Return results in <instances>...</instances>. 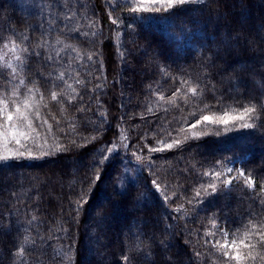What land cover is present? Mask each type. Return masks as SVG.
I'll return each instance as SVG.
<instances>
[{
	"label": "trees",
	"instance_id": "trees-1",
	"mask_svg": "<svg viewBox=\"0 0 264 264\" xmlns=\"http://www.w3.org/2000/svg\"><path fill=\"white\" fill-rule=\"evenodd\" d=\"M20 1L0 0V47L15 40L29 53L33 49L41 53L23 55L29 61L26 79L38 80L42 91L49 87L48 71L56 75L57 69L79 70L88 81L83 88L77 86L84 99L67 105L79 135H66L68 121L55 107L61 123L49 122L61 143L97 139L42 158L0 162V264H13L12 251L24 235L44 237L29 248V264H126L125 254L131 264H220L219 253L206 243L222 241L210 220L231 234L247 224L250 213L264 214V206L242 181H233L227 190L220 185L210 196L197 197L195 190L210 181L204 172L223 170L218 162L236 161V169L253 171L259 191L264 178V128L225 133L223 125L201 124L194 131H211L200 139L170 150L148 149L161 147L156 143L159 138L170 143L173 137L190 135L187 130L201 115L197 108L205 103L215 105L203 113L208 115H220L218 110L228 105L264 103V0H204L173 9L171 15L138 14L143 19L134 18L122 0H112L111 5L109 0H35L43 3L35 11L19 7ZM69 7L77 11L73 21L62 19ZM109 11L120 17L118 26L109 21ZM93 20L98 24L89 28ZM77 27L89 35L71 30ZM57 38L79 49L85 59H75L71 49L56 57V50L63 47L56 44ZM45 41V47H35ZM90 52L97 53L91 62L86 59ZM7 71L0 69L5 73L0 88L5 91L18 84ZM182 79L199 84L203 96H189L188 103L177 97L175 106L157 102L159 92L167 98L177 89L186 91ZM97 84L103 88L93 91ZM81 104L85 112L75 110ZM148 106L154 111L148 112ZM192 112L197 115L191 116ZM43 114L47 115L46 109ZM258 123L264 124V114ZM161 128L165 131L159 132ZM217 128L220 135L214 134ZM122 132L127 140L121 141ZM113 142L117 150L102 166L100 181L77 214L75 201L87 187L86 178L93 175L100 150ZM153 179L161 184L160 191ZM165 195L171 198L165 201ZM179 204L185 211H174ZM206 231L217 235L205 236ZM261 253L264 249L246 264H264Z\"/></svg>",
	"mask_w": 264,
	"mask_h": 264
},
{
	"label": "snow or ice",
	"instance_id": "snow-or-ice-1",
	"mask_svg": "<svg viewBox=\"0 0 264 264\" xmlns=\"http://www.w3.org/2000/svg\"><path fill=\"white\" fill-rule=\"evenodd\" d=\"M198 3H204V0H124V5L127 10L133 14L134 18L143 19L145 16H140L138 14H169L173 13V9H177L186 5H195ZM109 4H112V0H109ZM120 5H116L119 7ZM77 17V11L73 8H68L67 13L62 14V19L66 21H73ZM109 21L113 25H119L121 22L119 16H113V12H108ZM98 21H91L88 25L89 28L96 27ZM67 27V25H65ZM72 31L79 33L84 36H88L89 33H80V29L74 28ZM96 32H92V36H96ZM119 35V34H117ZM24 40L28 37L24 36ZM11 48L8 44L3 47L9 49L14 54L15 60L18 64H13L11 61H5L3 56H0V69L8 70L6 75L11 81L18 80V84H12L7 91L0 88V145L3 146V151L0 152V162H7L13 158L21 157H32L33 147L41 149V155H50L53 151L56 152H67L72 147L82 148L87 144L92 143L97 139V136L83 137L81 142H78L75 138L69 139L67 144L61 143L60 138L53 132V124L49 122L51 119L55 121L57 125L61 123L60 119L57 118L56 112L53 111V107L57 108L59 114L64 117L67 123L68 132L66 135H79L77 132V125L75 123V118L68 114L67 105H71L77 100L83 101L84 97L80 93V89L77 86L83 88L88 81H86L81 76V72L76 69L71 71L65 70H55L56 75H53V71H48L46 79L49 83V87L45 90H41V85L38 80L26 79L24 75V68L28 65V57L24 56V53L29 55L34 54L39 57L40 52H36L33 49V53H29L28 47H21L17 44L15 40H10ZM56 44H63V47L56 50V57L60 56V53L65 49H71L76 53L75 59L84 60L85 57L81 55L79 49L71 44H64L59 38L56 40ZM45 42H40L35 45L36 48L45 47ZM119 51V49H118ZM97 55L95 52H90L87 54V61H93V57ZM121 58H123V53L121 52ZM48 61H52L53 57L51 55L46 56ZM69 60V67H71V61ZM102 65V62H101ZM84 67V65H81ZM167 75V71L162 69ZM5 73L0 72V77H3ZM43 75V73H42ZM86 75H91L90 72H86ZM67 76V78H66ZM99 79V77H96ZM72 82H69V81ZM5 84H9V80H5ZM181 88L186 89V91L181 92V89H177L170 97H165L163 92L157 93V102H166L172 105H176L177 97H181L185 103H188V97H202L204 90L199 84H193L189 80L182 79L180 81ZM151 87V86H149ZM21 88L24 91H21ZM103 88L102 84L95 85V88ZM214 88V86H213ZM220 103V101H217ZM215 105H210L205 103L203 108H197V112L201 113L200 118L196 120V123L190 125L187 130L189 134H185L183 138L173 137L171 142H166V139L159 138L156 143L161 145V147H151L149 152L163 151L165 149L179 148L182 144L186 143L190 139H200L202 136L208 135V131H194L197 125H223V131L225 133L244 128V129H258L264 128V124H259L262 114H264V103L257 104L249 101L246 104H239L237 106L228 105L226 107H221L218 111L220 115L213 113L212 115L203 114L204 112H211ZM47 110V115L43 114V110ZM78 112H85L86 108L81 104V106L75 109ZM90 110V109H87ZM148 112H153L151 106L147 107ZM167 111V109H164ZM197 112L190 113L191 116L195 117ZM101 115H104L103 113ZM143 115V114H141ZM187 122V121H185ZM238 122V123H237ZM231 124V126H229ZM46 127V134L43 135V142L41 143L42 132L41 129ZM119 127V125H118ZM59 132H65L63 128H57ZM165 131L163 128L159 132ZM184 131V130H182ZM154 133V135H159ZM215 135H220V130L217 128L214 132ZM52 136V144L48 145V136ZM147 134H145L146 136ZM167 136L171 137V132H167ZM121 141L127 140V136L122 132L120 136ZM29 142L33 147H29ZM10 144H14L17 147H9ZM45 146H48L49 150H44ZM127 147V145H123ZM23 148L24 151L20 149ZM117 150V145L115 142L111 144L110 147L101 149V155L98 159L97 165L93 168V175L90 178H86V188H82L79 193V198L75 201L77 214L79 210L88 203V198L92 194L93 188L96 186L97 182L100 181V173L103 170L102 166L106 162L110 161L112 154ZM137 160L141 157L137 156ZM221 164L223 170H216L215 168L210 169L203 173L204 176L211 177L207 184H202L200 188L195 190L196 196L201 195L210 196L216 194L220 185L224 186L227 190L232 185L233 181H242L244 186L251 190L253 195L258 198V202L261 206H264V178L260 180L259 191H257L256 177L252 170L245 172L243 169H234L232 167H226L222 162ZM235 173L234 175H230ZM151 183L155 188L160 191L161 184L153 179ZM175 195V193H173ZM171 197L165 195V201L169 200ZM188 203H192L189 200ZM174 211L182 212L184 210L183 204L176 206ZM35 216L32 220H36ZM31 223V221H30ZM210 223L212 228L218 229L222 241L217 239L214 243L207 241L206 243H211V247L219 253L217 258L220 264H246L247 261H255L258 256V249H264V214L261 213H250L249 220L247 224L242 226V229H237L231 234L228 230L217 224L215 219H211ZM205 236H216L217 233L213 231H206ZM37 239L43 241L44 237H31L29 235H24L22 239L18 240L15 249L12 251L13 264H29V256L31 255L29 248L36 244ZM163 243V241L161 242ZM66 259L70 262L71 256L67 253L64 254ZM197 257L201 254L199 251L195 253ZM259 258L264 260V253L259 254ZM122 260L126 264H131V258L129 255L125 254Z\"/></svg>",
	"mask_w": 264,
	"mask_h": 264
},
{
	"label": "rangeland",
	"instance_id": "rangeland-1",
	"mask_svg": "<svg viewBox=\"0 0 264 264\" xmlns=\"http://www.w3.org/2000/svg\"><path fill=\"white\" fill-rule=\"evenodd\" d=\"M122 1H124V0H122ZM42 4H43L42 2L40 3V2L35 1V0H21L20 3H18V6L19 7L25 6L28 10L35 11L36 7L39 6L38 7V9H39L42 6ZM5 44H7V43H5V42L2 43V47H0V56H3L5 61H11L13 64H16L14 54L11 51H9V49H6L3 47ZM8 45H9V48H11V44L9 42H8ZM40 131L42 132V137H41V141H40L42 143L43 142V135L46 134V127L44 129H41ZM47 138H48V145H51L52 144L51 136L49 135ZM9 147L11 148V147H17V146L14 144H10ZM29 147H33L31 142H29ZM3 150H4L3 146L0 145V152H2ZM20 150L24 151L23 148H21ZM44 150H49L48 146H45ZM54 152H56V151H53L52 154ZM45 156H47V155H41V149L40 148L33 147V156L31 158H42ZM25 157H28V156H25ZM21 158H23V157H21ZM14 159H20V158H14ZM235 162L236 161H230V162H227L225 165H226V167H232V168L236 169ZM237 168H239V166ZM234 174L235 173H232L230 175H234Z\"/></svg>",
	"mask_w": 264,
	"mask_h": 264
}]
</instances>
